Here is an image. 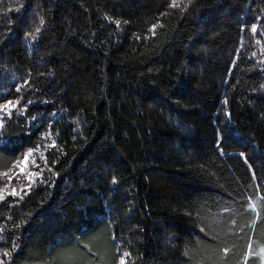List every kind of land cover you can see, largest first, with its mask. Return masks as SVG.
Returning <instances> with one entry per match:
<instances>
[{
  "label": "trees",
  "instance_id": "obj_1",
  "mask_svg": "<svg viewBox=\"0 0 264 264\" xmlns=\"http://www.w3.org/2000/svg\"><path fill=\"white\" fill-rule=\"evenodd\" d=\"M262 86L264 0H0V264H264Z\"/></svg>",
  "mask_w": 264,
  "mask_h": 264
},
{
  "label": "snow or ice",
  "instance_id": "obj_2",
  "mask_svg": "<svg viewBox=\"0 0 264 264\" xmlns=\"http://www.w3.org/2000/svg\"><path fill=\"white\" fill-rule=\"evenodd\" d=\"M173 6H176L175 5V3L173 4ZM19 9H17V11H18ZM109 19H111V18H109ZM117 23H119V22H117ZM153 27H155V26H153ZM255 25H253V31H255ZM36 31L37 32H39L40 31V29L39 28H37L36 29ZM26 35H29L28 33H26ZM33 39H35V36L33 35ZM25 83L27 84L28 82L27 81H25ZM262 87H264V86H262ZM18 91H19V88L17 89ZM18 103V102H17ZM15 107V104H13V102L12 101H8L6 104H4V105H0V110H3V109H11V108H14ZM9 114H11L10 113V111H9ZM0 126H2V124H0ZM53 147L55 146V143L53 142V145H52ZM31 152V150H29V153ZM27 155L28 154H26V158H27ZM9 179H11V177H9ZM112 183L113 184H117L118 183V181L116 180V178L115 177H113L112 178ZM11 195H18V193L15 191V190H13L12 191V193H11ZM4 199V196L2 195V194H0V200H3ZM225 251H227V249H225ZM7 254V253H6ZM124 255L125 256H127L128 255V253H124ZM120 264H124V260L123 259H121V261H120Z\"/></svg>",
  "mask_w": 264,
  "mask_h": 264
},
{
  "label": "rangeland",
  "instance_id": "obj_3",
  "mask_svg": "<svg viewBox=\"0 0 264 264\" xmlns=\"http://www.w3.org/2000/svg\"><path fill=\"white\" fill-rule=\"evenodd\" d=\"M8 110L9 109H3V110H0V116H6V115H8L9 113H8Z\"/></svg>",
  "mask_w": 264,
  "mask_h": 264
}]
</instances>
